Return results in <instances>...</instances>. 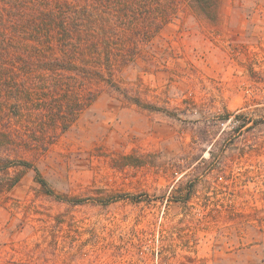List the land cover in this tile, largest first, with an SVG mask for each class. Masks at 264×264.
Segmentation results:
<instances>
[{"label":"rangeland","instance_id":"obj_1","mask_svg":"<svg viewBox=\"0 0 264 264\" xmlns=\"http://www.w3.org/2000/svg\"><path fill=\"white\" fill-rule=\"evenodd\" d=\"M150 1L0 0V264H264V0Z\"/></svg>","mask_w":264,"mask_h":264},{"label":"trees","instance_id":"obj_2","mask_svg":"<svg viewBox=\"0 0 264 264\" xmlns=\"http://www.w3.org/2000/svg\"><path fill=\"white\" fill-rule=\"evenodd\" d=\"M72 1V2H71ZM65 0L67 5L69 4H76V2L81 3V5L88 9L89 7H92L95 3L99 4L100 2L103 3H110L111 0ZM76 1V2H75ZM119 0H115V2L112 4L116 9H110V11L113 12V15H115L116 19H123L125 21L130 22L131 20H135L138 17L146 18L148 17L146 13L149 11L150 7H154L152 5V2L150 0H124L123 4H118ZM155 7H160L162 9V24H157V28H161L171 17L174 15L175 9H176V0H157L155 2ZM190 6L199 14L206 17H211V15H215V12L217 10V0H189ZM48 5V4H46ZM63 11L57 13V15H54V20L57 19L58 23L60 25H63V21L65 19V16L62 15ZM212 16V18H213ZM89 17H83L81 18L82 21L86 22V19ZM93 34H97L98 32L95 30H91ZM124 46V44H123ZM112 46H103V50H108L106 52H110ZM129 49V48H128ZM41 184L45 185V182L43 180H40Z\"/></svg>","mask_w":264,"mask_h":264}]
</instances>
